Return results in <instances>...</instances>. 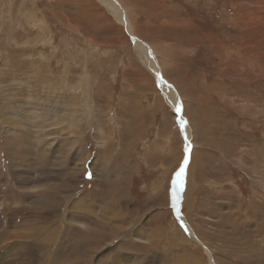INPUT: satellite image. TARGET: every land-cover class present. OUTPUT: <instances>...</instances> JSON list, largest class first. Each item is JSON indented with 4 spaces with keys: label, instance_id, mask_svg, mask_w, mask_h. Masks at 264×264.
<instances>
[{
    "label": "rangeland",
    "instance_id": "1",
    "mask_svg": "<svg viewBox=\"0 0 264 264\" xmlns=\"http://www.w3.org/2000/svg\"><path fill=\"white\" fill-rule=\"evenodd\" d=\"M102 1L0 0V264H264V0Z\"/></svg>",
    "mask_w": 264,
    "mask_h": 264
},
{
    "label": "bare ground",
    "instance_id": "2",
    "mask_svg": "<svg viewBox=\"0 0 264 264\" xmlns=\"http://www.w3.org/2000/svg\"><path fill=\"white\" fill-rule=\"evenodd\" d=\"M102 1V0H101ZM105 3L107 8L109 9V11L111 12L112 15H114L116 17V20L121 23L122 25H124L126 27V29L128 30L129 34H131V30L129 28L128 23L126 22V19L124 18L122 12H120L119 10L116 9L115 5H113V8L110 4H112L110 1L107 3L106 0H103ZM102 1V2H103ZM112 8V9H111ZM120 13H119V12ZM133 36V35H132ZM136 52L139 56V58L141 59V61L143 62V64L147 67V69L151 72V74L154 76V78L156 79V81L158 82L159 87L162 90L163 96L167 102V104L169 105L170 108H172L173 111H175L177 117H179V120H184L182 115H180L181 112H177L176 109L180 108L182 110V107L180 106V101L178 99V96L175 92V90L168 85L161 77L159 68L156 64V62L154 61L153 57H152V52L150 51V49L148 47H146L145 45H142L141 43L137 45L136 47ZM181 125V124H180ZM183 131H184V139H186V141L189 140L190 138V132L187 130L186 125H184L182 127ZM190 141V140H189ZM188 144V143H187ZM186 144V148L188 149V147H190L189 145ZM103 151V150H101ZM188 154V152H187ZM106 164V163H105ZM114 164V163H113ZM183 165V164H182ZM114 165H112L111 167H113ZM183 167V166H182ZM181 167V168H182ZM180 168V169H181ZM184 168V167H183ZM108 168L105 167L104 172H107ZM180 171V170H179ZM178 171V172H179ZM175 178L173 179V187H172V202L173 205L175 207V213L178 214V218L180 219V222L184 225L183 227L185 228V230L187 231L188 235L191 237V239L193 241H197V239L195 238L192 229L189 227V225H187V223L185 222V220L182 217V214L180 213V207H179V203H180V191H181V187H182V180H183V176H181L179 179L177 178V175L174 176ZM37 178V177H36ZM48 180V179H47ZM45 182V181H44ZM33 185V184H32ZM45 186H41V188L39 187H33L34 189H32V191H39L40 193L46 192L48 191L47 189H43ZM50 187V186H49ZM27 188H25L26 190ZM29 190V189H28ZM2 193V192H1ZM174 198H175V204H174ZM36 204V207L39 209L41 208H53V197H45V198H39L37 201L34 202ZM40 208V209H41ZM105 208V207H104ZM45 210V209H44ZM90 211V210H89ZM41 219V218H39ZM43 219V218H42ZM30 222V221H29ZM25 223V222H24ZM26 225V224H25ZM44 225V224H43ZM69 225V224H68ZM36 227H38L37 225H35ZM36 227H31V226H21L20 230L18 233L13 234L11 237L12 238H23L28 239L30 242V248H32L30 251L26 250V252L22 251L19 252L17 255L19 256V258H16V263L15 264H24L26 260L31 259V257L33 256V253H39L42 252L43 250L47 249L48 245H34L33 242L35 241H40L38 240L39 237H37V235H34L33 233L35 232V228ZM39 229V228H38ZM103 229V228H102ZM41 230V229H40ZM84 232V231H83ZM36 233V232H35ZM85 233V232H84ZM118 233V232H117ZM41 234V233H39ZM97 234L98 231H97ZM48 238V237H46ZM32 240V241H31ZM48 240L51 241V239L48 238ZM37 243V242H36ZM155 245V243H154ZM157 246V244H156ZM27 245V247H25V249H30ZM156 248V247H155ZM205 248V247H204ZM208 250V249H207ZM208 257H209V261H210V255L209 253ZM43 255V254H41ZM41 257V256H40ZM45 257V256H44ZM43 257V258H44ZM166 259V258H165ZM128 260V259H127ZM212 261V260H211ZM132 262V261H131ZM133 263V262H132ZM131 263V264H132ZM7 264H13V261H9ZM211 264H214V262Z\"/></svg>",
    "mask_w": 264,
    "mask_h": 264
},
{
    "label": "snow or ice",
    "instance_id": "3",
    "mask_svg": "<svg viewBox=\"0 0 264 264\" xmlns=\"http://www.w3.org/2000/svg\"><path fill=\"white\" fill-rule=\"evenodd\" d=\"M176 111H177V112H180L181 109H180V108H177ZM180 124H181V127H183V126L186 124V121L181 120V121H180ZM185 151L187 152L188 149L186 148ZM187 162H188V160H187V157H186L185 160H184V163L187 164ZM183 174H184V168L182 167V168L180 169V171L176 174V175H177V178L179 179L181 176H183ZM174 204H175V198H174Z\"/></svg>",
    "mask_w": 264,
    "mask_h": 264
},
{
    "label": "water",
    "instance_id": "4",
    "mask_svg": "<svg viewBox=\"0 0 264 264\" xmlns=\"http://www.w3.org/2000/svg\"><path fill=\"white\" fill-rule=\"evenodd\" d=\"M132 38H134V37H132ZM180 115H181V113H180ZM182 166L184 167V166H185V163H183V165H182ZM182 166H181V167H182Z\"/></svg>",
    "mask_w": 264,
    "mask_h": 264
}]
</instances>
